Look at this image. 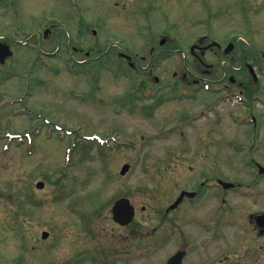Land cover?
<instances>
[{"label": "rangeland", "instance_id": "1", "mask_svg": "<svg viewBox=\"0 0 264 264\" xmlns=\"http://www.w3.org/2000/svg\"><path fill=\"white\" fill-rule=\"evenodd\" d=\"M0 42L13 51L0 65V264H165L177 250L182 264H264L254 197L231 196L238 225L224 232L215 189L166 212L203 179L251 184L248 155L229 144L247 128L229 116H264V0H0ZM187 70L245 80L261 99H184L173 86ZM207 105L221 122L191 123ZM121 197L135 210L128 226L112 221Z\"/></svg>", "mask_w": 264, "mask_h": 264}, {"label": "flooded vegetation", "instance_id": "2", "mask_svg": "<svg viewBox=\"0 0 264 264\" xmlns=\"http://www.w3.org/2000/svg\"><path fill=\"white\" fill-rule=\"evenodd\" d=\"M202 39H199L201 41ZM195 47L193 48L192 51L189 52L192 56H194L197 61L202 62L201 59L194 55V49L200 50V53L203 54V49L202 47L198 45H194ZM225 53V50H223ZM227 54V53H226ZM120 57H123L129 64V66H132L134 68V65L130 62V58H127L124 56L122 53L118 54ZM86 56L87 52H86ZM252 61L256 62L254 67H257V65L260 64L259 58L255 57ZM262 59L264 60V54H262ZM90 60V59H89ZM88 60V61H89ZM86 61V62H88ZM247 61V60H246ZM246 68H247V76L249 77L250 81H252V86H255L257 82V76L255 71H253V66L245 62ZM206 66V65H205ZM209 67L214 66V65H207ZM250 66V67H249ZM189 72L190 74V79L191 80V86H186L184 82H186L187 78V73ZM202 76H198L197 72L187 70V72H183V74L178 77V73L174 72V77L177 78L179 84L181 85L182 88H189L190 91L193 92H199V91H204L203 87L205 84H210L211 87L208 91H221L222 93H228L230 95H237L244 97L249 101L250 99L255 98L256 96H259L258 94H254V91L251 90V88H248V82L245 80L238 81L235 83V80L233 77L228 78V83L224 84L221 83L219 84V81H212L210 79H207L205 76L211 75L210 71H203ZM254 77V78H253ZM247 84V85H246ZM216 87H214V86ZM236 85V86H235ZM213 86V88H212ZM251 91V92H250ZM247 95H246V94ZM248 96V98L246 97ZM242 104V103H241ZM230 120L236 125V127H244L247 128V135H243L242 132L240 131V134H235L234 136L236 137V141L240 144H236L235 141L232 142L230 141L229 144L233 145V150L232 152L238 153L242 152L248 155L246 159V163L248 166L253 170L254 175L252 176L251 179V184L244 185L243 180L241 179H234L233 180H223V179H203L204 182L201 180L199 183V186L201 189L198 191L199 193L196 192V195L193 198H190L191 201H196L204 197V193L202 192V188H206V190L210 189H215L218 192H220V202L219 205L222 204V208H217L218 210V216L220 217V229L222 232H224L227 227L229 226V222H231L230 225H238L235 224L237 216L232 217V210L230 209V206H235L236 202L233 201L232 205H228V202H230L231 196H238L241 198H249V197H254V203L257 206V210H255L253 213H250L248 215L249 222L251 223V232L254 234L253 238L255 242L258 244V247L260 249L264 248V116H229ZM191 123H196L199 119H206L207 122L211 123V121L214 119V123H220L222 116H202L197 118L196 116H191ZM242 129V128H241ZM232 150V149H231ZM219 181L227 184H231L232 186L225 187L222 186ZM204 186V187H203ZM213 186V187H212ZM199 187V188H200ZM244 190H247L245 192ZM196 199V200H194ZM210 201V199H208ZM232 215V216H230ZM230 217V218H229ZM209 229L207 225H205L204 230L207 231ZM206 241L204 240V243Z\"/></svg>", "mask_w": 264, "mask_h": 264}, {"label": "water", "instance_id": "3", "mask_svg": "<svg viewBox=\"0 0 264 264\" xmlns=\"http://www.w3.org/2000/svg\"><path fill=\"white\" fill-rule=\"evenodd\" d=\"M11 52L9 50L8 46H3L0 45V62L3 61V59L7 56H10ZM129 169V165L125 164L122 166L121 170H120V175H124ZM37 188H42L43 187V183L42 182H38L36 184ZM191 195L190 193H185L182 192L179 196V198L174 202V204H172L169 209H173L177 206V204L181 201L183 195ZM111 212H112V219L115 223L121 225V226H125L127 224H129L133 217H134V209L133 207L130 205V202L128 199L126 198H121L119 200H117L112 208H111ZM43 238L46 237V233L44 232L42 235ZM184 256V252H177L175 255H173L171 258H169L167 264H181V259Z\"/></svg>", "mask_w": 264, "mask_h": 264}]
</instances>
